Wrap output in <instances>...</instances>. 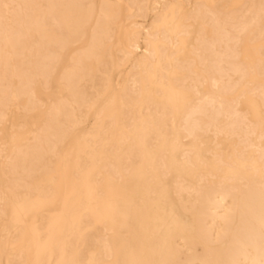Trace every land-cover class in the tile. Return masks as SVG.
Masks as SVG:
<instances>
[{
  "label": "bare ground",
  "instance_id": "obj_1",
  "mask_svg": "<svg viewBox=\"0 0 264 264\" xmlns=\"http://www.w3.org/2000/svg\"><path fill=\"white\" fill-rule=\"evenodd\" d=\"M0 264H264V0H0Z\"/></svg>",
  "mask_w": 264,
  "mask_h": 264
},
{
  "label": "rangeland",
  "instance_id": "obj_2",
  "mask_svg": "<svg viewBox=\"0 0 264 264\" xmlns=\"http://www.w3.org/2000/svg\"><path fill=\"white\" fill-rule=\"evenodd\" d=\"M226 24H227V25H226L227 30H231V31H233L235 25H237V23H235L234 20H232V19L227 20V21H226Z\"/></svg>",
  "mask_w": 264,
  "mask_h": 264
}]
</instances>
